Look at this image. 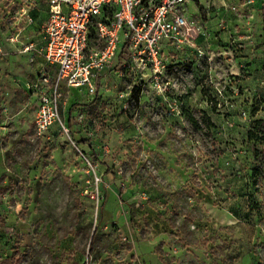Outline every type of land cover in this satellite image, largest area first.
I'll return each instance as SVG.
<instances>
[{
  "label": "rangeland",
  "instance_id": "374dc122",
  "mask_svg": "<svg viewBox=\"0 0 264 264\" xmlns=\"http://www.w3.org/2000/svg\"><path fill=\"white\" fill-rule=\"evenodd\" d=\"M183 10L40 133L47 1L0 0V264H264V0Z\"/></svg>",
  "mask_w": 264,
  "mask_h": 264
},
{
  "label": "built area",
  "instance_id": "2783aa9c",
  "mask_svg": "<svg viewBox=\"0 0 264 264\" xmlns=\"http://www.w3.org/2000/svg\"><path fill=\"white\" fill-rule=\"evenodd\" d=\"M46 1L40 46L45 60L39 82L43 89L34 119L40 133L60 119L59 101L65 90L94 92L95 78L115 58L119 65L131 61L158 77L164 66V42L189 27L183 10L187 0Z\"/></svg>",
  "mask_w": 264,
  "mask_h": 264
},
{
  "label": "trees",
  "instance_id": "16d2710c",
  "mask_svg": "<svg viewBox=\"0 0 264 264\" xmlns=\"http://www.w3.org/2000/svg\"><path fill=\"white\" fill-rule=\"evenodd\" d=\"M94 234H95V232L92 234V236H91V239H90V243H89V253L93 250V237H94ZM84 264V263H83Z\"/></svg>",
  "mask_w": 264,
  "mask_h": 264
},
{
  "label": "crops",
  "instance_id": "0c3cea01",
  "mask_svg": "<svg viewBox=\"0 0 264 264\" xmlns=\"http://www.w3.org/2000/svg\"><path fill=\"white\" fill-rule=\"evenodd\" d=\"M106 69H108V67L107 68H103L101 71H100V73L97 75V77L96 78H98V76H101L102 75V73L104 72V70H106ZM95 78V79H96ZM74 88V87H73ZM72 89V88H71ZM78 89V88H77ZM79 90V89H78Z\"/></svg>",
  "mask_w": 264,
  "mask_h": 264
}]
</instances>
